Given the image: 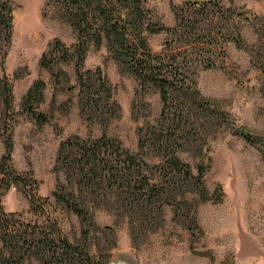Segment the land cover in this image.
Wrapping results in <instances>:
<instances>
[{
    "label": "trees",
    "instance_id": "obj_1",
    "mask_svg": "<svg viewBox=\"0 0 264 264\" xmlns=\"http://www.w3.org/2000/svg\"><path fill=\"white\" fill-rule=\"evenodd\" d=\"M55 2L76 39L71 45L57 40L42 54V65L68 84L71 76L63 65L74 63L77 79L69 88L78 91L81 115L101 123L104 132L96 138L71 135L59 146L57 167L65 178L54 198L80 218L81 236L72 239L48 211V199L36 194L38 180L12 162L18 121L14 85L0 73V133L7 149L0 158V264H109L116 244L106 230L109 226L98 223L100 206L131 216L139 235L158 215L164 216L168 206L176 219L200 229L196 201L209 194L203 163L212 160L207 153L209 136L231 126L264 153V134L240 125L222 100L207 97L199 86L202 70L223 66L229 57L227 44L243 35L239 15L223 0H184L173 6L175 24L158 27L151 22L149 0ZM14 11L12 0H0V67L13 40ZM160 30L169 36L155 51L148 32ZM104 46L122 71L135 76L144 93L156 91L162 101L155 119L139 128L138 149L109 135L107 129L119 117L121 103L103 68L85 66L90 49ZM45 89L43 79L35 81L22 104L40 125L52 119L40 108ZM185 154L203 158L196 171ZM14 185L26 191L43 220L30 222L25 212L5 209L3 197Z\"/></svg>",
    "mask_w": 264,
    "mask_h": 264
},
{
    "label": "rangeland",
    "instance_id": "obj_2",
    "mask_svg": "<svg viewBox=\"0 0 264 264\" xmlns=\"http://www.w3.org/2000/svg\"><path fill=\"white\" fill-rule=\"evenodd\" d=\"M184 0H149L151 22L158 27L173 26V6ZM235 9L243 35L227 44L228 59L223 66L202 70L199 86L207 97L222 100L239 124L264 134V0H223ZM14 5L13 40L0 73L13 81L17 123L13 133L12 162L22 173L38 180L36 194L48 199L47 209L59 218L70 238L81 236L80 218L54 198L65 175L58 170L60 144L71 135L98 137L101 123L80 113L78 91L72 89L77 75L74 63L63 65L71 76L68 84L42 65V54L57 40L75 42L76 33L55 0H12ZM241 13V14H238ZM169 34L148 32L152 49L160 51ZM85 66H101L115 88L122 110L107 131L124 145L138 149L139 128L159 114V93H144L132 73L122 71L107 48L92 47ZM57 73V71H56ZM46 82L45 101L40 108L51 121L39 124L24 108L23 99L35 81ZM139 105H142L139 112ZM208 156L183 158L196 171L206 167L207 199L198 198L200 229L191 228L185 219H176L172 207L158 215L147 231L138 234L132 217L124 211L100 206L98 223L112 233L116 244L111 260L117 264H264V153L236 133L234 127L222 128L209 136ZM6 137L0 133V158L6 153ZM3 205L8 212H25L28 221L43 220L33 209L26 191L18 185L7 190ZM190 227V228H189ZM110 244V243H109ZM112 244V243H111Z\"/></svg>",
    "mask_w": 264,
    "mask_h": 264
},
{
    "label": "water",
    "instance_id": "obj_3",
    "mask_svg": "<svg viewBox=\"0 0 264 264\" xmlns=\"http://www.w3.org/2000/svg\"><path fill=\"white\" fill-rule=\"evenodd\" d=\"M110 260H111V259H110ZM109 264H117V262H116V263H114V262L111 260Z\"/></svg>",
    "mask_w": 264,
    "mask_h": 264
}]
</instances>
